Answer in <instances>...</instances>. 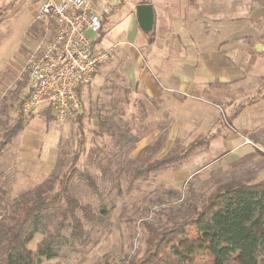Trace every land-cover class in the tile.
I'll return each mask as SVG.
<instances>
[{"label": "rangeland", "instance_id": "rangeland-1", "mask_svg": "<svg viewBox=\"0 0 264 264\" xmlns=\"http://www.w3.org/2000/svg\"><path fill=\"white\" fill-rule=\"evenodd\" d=\"M14 5L11 8L14 9ZM42 21L35 19L24 34L13 32L20 44L13 53L11 65L0 76V80L3 77L6 82L5 87H0V139L5 130L15 126L18 100L24 96L26 84L21 67L45 33L39 32ZM46 27L52 28L48 23ZM121 76L111 69L99 83L103 90L88 89L83 117L59 124L45 117L43 112L39 114L43 120L35 117L33 125L30 119H22L21 123L26 126L10 133L1 149L0 186L4 190V201L0 205V218L14 208L18 199L28 200L48 176L60 177L72 165L75 171L70 180L71 190L82 201L91 203L95 212L105 216L101 221L87 220L78 213L84 223V235L71 240L72 247L68 242L56 247L55 258L40 257L41 264H124L145 245L143 222L153 221L159 225L164 218V214L160 215L163 207H170L172 212L188 209L191 201L201 200L217 183L229 179L264 180L263 147L262 151L256 148L253 151L257 161L250 158L220 161L192 179L176 184L166 181L169 178L166 171L178 165L170 164L136 176L145 165L186 144L174 133L166 111L162 116L155 115L150 105L144 110L143 100H124ZM114 86L116 92L112 89ZM108 105L111 108H106ZM92 106H98L100 112ZM156 128L159 130L155 134L151 132ZM26 129L34 133L32 144L22 143ZM250 137L264 146V128L254 131ZM49 166L52 168L46 172ZM87 177L94 180L95 187L89 184ZM58 218L59 214L48 221L49 226ZM68 232L69 228L65 227L63 235L67 236ZM41 238L38 234L29 246L34 249Z\"/></svg>", "mask_w": 264, "mask_h": 264}, {"label": "crops", "instance_id": "crops-1", "mask_svg": "<svg viewBox=\"0 0 264 264\" xmlns=\"http://www.w3.org/2000/svg\"><path fill=\"white\" fill-rule=\"evenodd\" d=\"M148 2L153 9L154 44L144 56L147 38L135 14V6L141 0H93L104 32L97 45L108 57L97 67L91 82L78 87L80 106L74 110L75 118L86 113L84 99L88 89L103 90L100 81L114 69L122 75L119 80L124 100H143L144 110L152 106L155 115L162 116L166 111L174 133L184 144L214 134L184 163L167 169L169 183L192 179L220 161H257L253 151H262L264 146L250 136L264 128V98L232 116L243 93L255 91L264 78V0ZM3 5L6 10L0 21V76L11 65L20 44L13 32L26 33L35 20V4L30 0H0V8ZM42 25L39 32L46 29L44 21ZM5 83L2 77L0 87H5ZM97 107L93 108L98 113ZM44 110L45 117L55 120L50 107ZM15 114L14 125H19L20 113ZM157 130L151 132L155 134ZM22 136V143H33L34 133L26 129ZM48 168L46 172L52 166Z\"/></svg>", "mask_w": 264, "mask_h": 264}, {"label": "trees", "instance_id": "trees-1", "mask_svg": "<svg viewBox=\"0 0 264 264\" xmlns=\"http://www.w3.org/2000/svg\"><path fill=\"white\" fill-rule=\"evenodd\" d=\"M149 3L148 0H141ZM6 7L0 12V21ZM104 32L102 26L96 35L97 43ZM147 38L144 56L154 44L152 29L143 31ZM264 98V78L253 92L242 95L235 117L246 105ZM231 118L221 117L224 120ZM5 130L0 139V152L10 133L21 125ZM213 133L192 141L176 152L168 153L136 172L137 175L184 163L196 149L203 148ZM74 165L60 177L48 176L28 200L18 199L14 208L0 218V264H41L40 257L53 259L56 247L64 243L72 247L73 239L84 235L81 214L87 220L104 219L94 211L93 205L82 201L70 188ZM89 184L95 187L92 178ZM57 190L55 191V187ZM4 190L0 186V205ZM56 204V205H55ZM187 208L172 212L170 207L161 209V223L144 221L145 245L124 264H264V180L243 181L229 179L216 184L201 200L191 201ZM51 226L48 221L54 219ZM65 227L68 235H63ZM40 234L41 240L32 249L29 244Z\"/></svg>", "mask_w": 264, "mask_h": 264}, {"label": "built area", "instance_id": "built-area-1", "mask_svg": "<svg viewBox=\"0 0 264 264\" xmlns=\"http://www.w3.org/2000/svg\"><path fill=\"white\" fill-rule=\"evenodd\" d=\"M34 18L52 28L36 42L21 67L26 75L24 96L19 103L23 120L50 107L63 124L80 106L77 89L91 82L108 54L98 47L96 35L101 19L93 0H32Z\"/></svg>", "mask_w": 264, "mask_h": 264}, {"label": "water", "instance_id": "water-1", "mask_svg": "<svg viewBox=\"0 0 264 264\" xmlns=\"http://www.w3.org/2000/svg\"><path fill=\"white\" fill-rule=\"evenodd\" d=\"M138 26L143 31H149L153 25V9L150 3H139L135 6Z\"/></svg>", "mask_w": 264, "mask_h": 264}]
</instances>
